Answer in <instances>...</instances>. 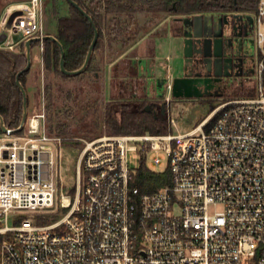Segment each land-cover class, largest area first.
Returning <instances> with one entry per match:
<instances>
[{"label": "built area", "instance_id": "built-area-1", "mask_svg": "<svg viewBox=\"0 0 264 264\" xmlns=\"http://www.w3.org/2000/svg\"><path fill=\"white\" fill-rule=\"evenodd\" d=\"M43 6L9 5L0 48L38 37L43 51ZM252 17L264 54V0ZM255 70L256 95L223 102L190 131L85 141L75 191L60 194L63 216L47 224L38 219L57 202L63 139L49 133L45 107L8 127L0 134V264H264V56ZM160 151L172 182L141 193L128 154L146 161ZM161 163L154 154L153 166Z\"/></svg>", "mask_w": 264, "mask_h": 264}, {"label": "rangeland", "instance_id": "rangeland-1", "mask_svg": "<svg viewBox=\"0 0 264 264\" xmlns=\"http://www.w3.org/2000/svg\"><path fill=\"white\" fill-rule=\"evenodd\" d=\"M43 3L41 21L44 31L56 35L58 19L69 14V5L66 0H43ZM55 8L57 13L54 12ZM153 15L137 14L136 24L130 25L128 33L137 31L138 35L128 46H123L114 34L106 33L103 46L93 51L92 70L82 77L63 78L55 71L48 70L41 57V43L31 49L32 68L26 89L29 98L28 116L42 112L45 107L48 131L52 136H61L63 139L58 148L60 157L57 158H60L56 169L57 202L51 211L44 213L45 216H63L58 211L60 194L75 191L76 162L84 142L102 135H111L103 123L108 105L132 100L133 94L139 100L155 104L169 124L168 116L174 117L177 124H170L172 132L184 133L195 128L213 107L217 108L231 99L251 97L245 91L257 89L258 75L255 69L264 54L257 47L256 30L243 38L235 37L234 23L231 24L230 18H227L224 22V35L232 37L231 53L241 59V69L237 70L235 76L226 79L224 92L210 97L174 96L169 92L168 85L173 84L175 78L184 76L185 42L184 38L172 34L171 27L185 26L184 19L190 17L176 19L167 14ZM144 27L146 30H143ZM261 28L264 30V24ZM3 32L0 26V34ZM18 47V44L15 45L13 50H18ZM154 50L157 57L151 53ZM129 61L138 64L141 72L137 78L127 76ZM122 80L128 82V90L125 93L122 91L123 95H120L118 85ZM168 97L170 100H167ZM154 154L162 158L158 166L152 164ZM128 156L131 167L140 166V153L130 152ZM168 164V157L162 151L152 152L146 160V165L156 172L167 170ZM23 213L32 214L28 211ZM13 223L10 219L9 224Z\"/></svg>", "mask_w": 264, "mask_h": 264}, {"label": "trees", "instance_id": "trees-1", "mask_svg": "<svg viewBox=\"0 0 264 264\" xmlns=\"http://www.w3.org/2000/svg\"><path fill=\"white\" fill-rule=\"evenodd\" d=\"M69 5V14L59 17L56 37L65 50V66L69 71H74L83 66L87 58L90 45L95 36V28L86 16L72 3ZM87 13H89L99 32L94 51L104 44L105 34L110 33L118 37L123 46H128L135 40L138 32L128 33L131 24H136L138 13L167 14L179 19L193 17L196 15L212 14L214 16H225L227 14H244L242 28H248L252 24L250 18L257 13L260 0H74ZM57 13V9H54ZM153 15V16H155ZM143 30H146L144 27ZM175 36H183L185 26L175 25L171 27ZM139 31V30H138ZM243 36L248 31L241 32ZM40 41L35 40L32 48L40 46ZM18 50L0 48V114L7 127L17 129L21 124L24 114V96L17 84V76L27 89L29 70L24 68L28 63L26 55V41L18 43ZM94 54V52H93ZM93 54L91 61L84 72L78 75H70L61 70V49L58 42L44 39L42 59L48 70L55 71L63 78L82 77L92 70ZM262 56V55H261ZM262 58V57H261ZM127 76L131 79L140 75V69L136 62L127 63ZM264 79V73H263ZM120 95L122 91L128 90V82L119 83ZM247 96H254L257 89L245 91ZM132 100L108 105L104 125L110 134H165L172 132L167 118L162 116L161 111L156 109L155 104H149L146 100H139L131 95ZM29 104V98H28ZM216 107L210 111L211 114ZM116 113H119L118 116ZM208 114V115H209ZM207 115V116H208ZM205 116L204 118H206ZM203 118V119H204ZM202 119V120H203ZM215 119V118H213ZM201 120V121H202ZM200 121V122H201ZM95 124V123H93ZM99 125V124H98ZM97 126V125H96ZM3 132L0 121V134ZM50 133V132H49ZM172 182L170 170L156 172L141 160L140 166L131 181L132 187H138L141 193H150L161 187L170 185ZM74 193V192H73ZM59 215L41 216L38 222L47 224L57 220Z\"/></svg>", "mask_w": 264, "mask_h": 264}, {"label": "water", "instance_id": "water-1", "mask_svg": "<svg viewBox=\"0 0 264 264\" xmlns=\"http://www.w3.org/2000/svg\"><path fill=\"white\" fill-rule=\"evenodd\" d=\"M70 3L74 4L85 16L86 18L92 23V25L95 28V36L94 39L90 45L87 58L85 60V63L83 66L77 70L69 71L66 69L65 66V50L61 42L57 39L55 35L47 34L44 36L43 39H51L53 41L58 42L60 49H61V70L62 72L70 75H78L81 74L86 70L88 67L91 57L93 54V51L95 49L99 32L94 24L92 16L87 13L77 2L74 0H68ZM20 12H15L11 15L7 26L10 27L14 17L19 14ZM234 17H238L240 20H244L242 15H234ZM247 18H250V22L253 23V17L247 16ZM203 15H196L190 18L184 19L185 28L189 27L188 30H185L184 32V42H185V68H184V76L175 78L173 82V90L172 93L174 96L180 97V96H203L204 93L200 91V88L196 85V82L200 79L199 76H192L188 73L189 63L190 64H199L204 65L205 67H208V70L211 69H217L221 70L222 68H227V59L225 58V55L227 53H231L232 47H233V39L232 37H226L224 35V21L219 19V24H213L209 25L208 22L205 23V30H197V27L202 24ZM232 24V22L230 21ZM234 23V22H233ZM218 27L220 31L218 30ZM234 29V36L238 38H243L247 36L248 34H245V36L242 35V33H236L237 26L233 25ZM219 31V32H218ZM35 40H39L38 37H32L26 40V55L28 59V63L26 67L24 68L25 71L29 70L31 68V49H32V43ZM199 56V57H198ZM237 58H235V61ZM237 67V65H235ZM21 72L17 76V84L19 85L20 89L22 90L23 96H24V114L21 121V128L23 127L24 123L27 120L28 117V94L25 86L21 83L19 80ZM216 76H220L221 73L215 72ZM210 79V78H209ZM220 78H217L219 80ZM165 110V109H164ZM0 121L1 126L3 129V132H9L10 129L6 126L2 115L0 114ZM20 128V129H21ZM19 129V130H20Z\"/></svg>", "mask_w": 264, "mask_h": 264}, {"label": "flooded vegetation", "instance_id": "flooded-vegetation-1", "mask_svg": "<svg viewBox=\"0 0 264 264\" xmlns=\"http://www.w3.org/2000/svg\"><path fill=\"white\" fill-rule=\"evenodd\" d=\"M243 30L246 32L248 31L249 35L251 32H253L254 27L251 24L248 28L243 27ZM225 58L227 59L226 63L228 66L227 68H222L221 70L211 69L209 71L208 67H205L204 65L189 63L188 73L192 76H199L200 79L196 82V85L200 88V91L204 93L203 96L210 97L212 94L214 95L215 93L224 92L226 87V79L235 76L237 70L241 69V59L235 57L232 53H227ZM235 58H237L236 61ZM235 65H237V67ZM215 72H219L221 75L216 76ZM217 78L220 79L217 80Z\"/></svg>", "mask_w": 264, "mask_h": 264}, {"label": "crops", "instance_id": "crops-1", "mask_svg": "<svg viewBox=\"0 0 264 264\" xmlns=\"http://www.w3.org/2000/svg\"><path fill=\"white\" fill-rule=\"evenodd\" d=\"M27 1H29V0H0V20H1V18L3 17V15H4V13H5V11H6V9H7V7H8L9 5H11V4H15V3H20V2H27ZM238 15H242L243 18L246 19V17L244 16V14H238ZM230 16H231V17H230ZM203 18H204V19L202 20V21H203L202 24H200V25L197 27V30H198V31L203 30V29L205 30V23H206V22H208V24L211 26V25H213V24H218L217 21H219V19H221V21L223 20V21L225 22L227 18H230L229 20H230L231 22H234V24L237 26V31H236V33H240V32L243 31V28H242V26H243V20H240L238 17L235 19L234 14H227V15H225V16H214V15H212V14H204V15H203ZM205 21H206V22H205ZM185 30H188V28L185 29ZM218 30L220 31L219 27H218ZM219 31H218V32H219ZM233 31H234V29H233ZM171 32H172V30H171ZM45 34L47 35V34H51V33H46V32H45ZM172 34H173V33H172ZM52 35H53V34H52ZM54 35H55V34H54ZM173 35H174V34H173ZM179 37H181L182 39L184 38L183 36H179ZM3 38H4V35H3V33H2V34H0V41H1ZM151 53L157 57V54H156L155 50L152 51ZM31 68H32V66H31ZM29 82H30V77H29V80H28V84H29ZM28 84H27V90H28Z\"/></svg>", "mask_w": 264, "mask_h": 264}]
</instances>
